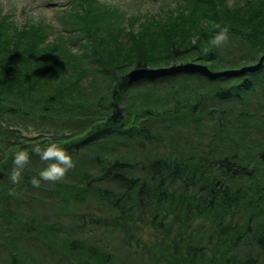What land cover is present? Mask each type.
I'll return each mask as SVG.
<instances>
[{
	"label": "trees",
	"instance_id": "obj_1",
	"mask_svg": "<svg viewBox=\"0 0 264 264\" xmlns=\"http://www.w3.org/2000/svg\"><path fill=\"white\" fill-rule=\"evenodd\" d=\"M70 1L57 39L47 43L48 33L35 25L13 48L7 44L9 62L0 63V113L20 118L0 129L1 198L9 206L40 189L57 200L70 188L73 203L89 210L70 213L76 225L67 234L78 238L68 245L86 249L90 262L264 264V61L214 81L193 71L129 76L135 68L181 61L214 73L255 67L264 57V0L235 7L224 0H175L142 22L118 6ZM161 15L167 23H160ZM217 25L230 30L220 48L240 50L228 54L237 59L227 61L207 45ZM38 119L56 135L43 141L20 134L25 121ZM178 128L187 138L176 136ZM53 142L76 166L65 181L34 188L31 178L46 165L32 149ZM18 150L28 151L31 163L14 185ZM186 216L199 235L210 232L207 245L193 240L181 254L169 252V245L156 253V240L139 233L148 226L156 237L172 235L188 226Z\"/></svg>",
	"mask_w": 264,
	"mask_h": 264
},
{
	"label": "rangeland",
	"instance_id": "obj_2",
	"mask_svg": "<svg viewBox=\"0 0 264 264\" xmlns=\"http://www.w3.org/2000/svg\"><path fill=\"white\" fill-rule=\"evenodd\" d=\"M97 1L106 5L119 6L126 14V17H133L132 19L140 20L141 22L149 19L146 18L148 15L160 14L158 10L161 6L165 7L176 2L175 0ZM224 1L227 5L235 7L244 6L248 0ZM73 4L74 2L70 0H0V31L2 33L0 35V63L9 62L6 57L9 58L11 55L7 44L10 43L12 45L11 48H13L17 36L22 35L25 30H31L35 25L46 30L48 33L47 43L57 39L61 33L63 24L65 25L64 18L69 21L66 17V11ZM163 22L167 23L168 21H165V16L161 15L160 23ZM133 29L136 32V27H133ZM28 45L29 41L27 40L25 48ZM219 49L222 52L220 51L217 56H222L227 61L238 58L237 56L228 54L240 53V50L236 48ZM187 63L196 62L181 61V63L171 66ZM200 65L206 66L205 64ZM245 67L240 69H224L223 72H239ZM217 73H220V71ZM19 120L20 118L14 114L10 116L6 113H0V129H7L14 123L18 124ZM25 125L20 134L27 139L38 136L40 140L45 141L44 138L47 139L50 136L56 135L49 133L51 128L40 119L25 121ZM181 128L177 129L178 133H176V136L185 139L188 132L183 131ZM191 141L196 142L198 140L195 138ZM0 171H3L2 168H0ZM68 189L70 188H64L63 191L65 199L62 196L56 198L57 200L45 198L43 191L37 189L30 193L33 196L31 200L25 199L26 202H24L21 200V195H19L16 198V202L10 203L9 206H7V201L0 196V264H15V262H19L18 264L101 263V258L99 260H92V262L87 261L86 257H90V254L86 249L78 251L73 250L71 247L69 248L68 244H70V240L78 238L76 235L68 236L67 234V231L76 225V221L73 220L74 216L70 213L77 210L80 212L88 211L89 208L79 205L77 201L73 203L72 199L67 196L69 194ZM73 190L77 191L76 189ZM1 194H5L3 189L0 190ZM38 197L44 198L45 201L40 200ZM95 209L100 212L102 206L98 204ZM187 219L188 226L185 228L183 224L182 230L174 228L172 235L162 233V235L158 234L156 237V232L148 226H142L139 229V233L147 242L154 243L156 240L158 243L156 253L163 251V248L169 245V252L181 254L188 245H193V240H196L194 243L196 245L198 242L207 245V241L210 240V232L203 230V236L199 235L196 232L198 230V228L196 229V223L190 217H187ZM12 250L14 251L12 252ZM14 253L20 256V261L18 258V260H15Z\"/></svg>",
	"mask_w": 264,
	"mask_h": 264
},
{
	"label": "clouds",
	"instance_id": "obj_3",
	"mask_svg": "<svg viewBox=\"0 0 264 264\" xmlns=\"http://www.w3.org/2000/svg\"><path fill=\"white\" fill-rule=\"evenodd\" d=\"M219 29L208 41L207 45L220 48L229 43L230 35L228 27L216 26ZM208 51V47L204 48ZM32 153L39 156L40 160L46 165L39 171L38 177L31 178L30 183L34 188L41 187V183L56 184L66 180L69 172L72 171L76 163L72 155L58 143L53 142L41 148L36 146L32 149ZM31 163V155L26 150H18L13 157V168L10 176L12 184L16 185L23 179V172ZM10 194H15L14 191Z\"/></svg>",
	"mask_w": 264,
	"mask_h": 264
},
{
	"label": "water",
	"instance_id": "obj_4",
	"mask_svg": "<svg viewBox=\"0 0 264 264\" xmlns=\"http://www.w3.org/2000/svg\"><path fill=\"white\" fill-rule=\"evenodd\" d=\"M263 61H264V57L260 59L259 64L255 66L254 68L246 67L240 70L239 72H222V73L213 74L209 70H207L205 67H201L196 64H190V65L187 64V65L172 66V67L160 68V69L138 68L130 72L129 76L131 80H135V79L147 78V77L156 78V77L164 76L167 74H173V73L180 72V71H187V72L193 71V72H199L209 77L210 79H216L218 77H223V76L226 77L232 74L234 75V74H240L242 72L244 73L247 70L257 69L263 64ZM3 176L4 174L2 173L1 177Z\"/></svg>",
	"mask_w": 264,
	"mask_h": 264
}]
</instances>
